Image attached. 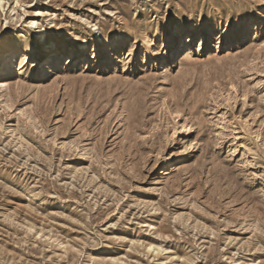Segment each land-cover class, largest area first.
I'll return each mask as SVG.
<instances>
[{
  "label": "rangeland",
  "instance_id": "1",
  "mask_svg": "<svg viewBox=\"0 0 264 264\" xmlns=\"http://www.w3.org/2000/svg\"><path fill=\"white\" fill-rule=\"evenodd\" d=\"M0 264H264V0H0Z\"/></svg>",
  "mask_w": 264,
  "mask_h": 264
},
{
  "label": "bare ground",
  "instance_id": "2",
  "mask_svg": "<svg viewBox=\"0 0 264 264\" xmlns=\"http://www.w3.org/2000/svg\"><path fill=\"white\" fill-rule=\"evenodd\" d=\"M256 17L257 18H262V14L261 13H258V14H256ZM177 33V32H176ZM178 35H179V33H178ZM113 47V45L111 44L110 45V48H112ZM53 66H54V61H53V59H51L50 61H49V63H47L46 64V69H52L53 68Z\"/></svg>",
  "mask_w": 264,
  "mask_h": 264
}]
</instances>
